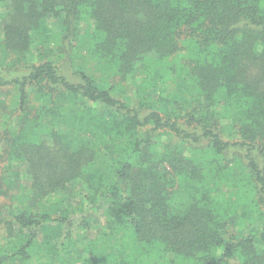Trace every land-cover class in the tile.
I'll return each instance as SVG.
<instances>
[{
    "label": "trees",
    "instance_id": "trees-1",
    "mask_svg": "<svg viewBox=\"0 0 264 264\" xmlns=\"http://www.w3.org/2000/svg\"><path fill=\"white\" fill-rule=\"evenodd\" d=\"M0 22V264H264V0H0Z\"/></svg>",
    "mask_w": 264,
    "mask_h": 264
},
{
    "label": "rangeland",
    "instance_id": "rangeland-1",
    "mask_svg": "<svg viewBox=\"0 0 264 264\" xmlns=\"http://www.w3.org/2000/svg\"><path fill=\"white\" fill-rule=\"evenodd\" d=\"M7 10L5 9V7L2 8V13H6ZM49 23V27L50 29L52 30L53 33H59V30H60V27H59V24H57L56 21H53V20H50L48 21ZM0 24H2V22H0ZM83 25L84 24H81L79 23V33L80 35L82 34V28H83ZM0 33H1V28H0ZM32 47H31V57H30V61H28L29 63L31 62H36L37 58H38V55L37 53L38 52H43V46L45 47V49L47 48L45 45H43L42 47L39 46V43H37V39L36 38H33V41H32ZM66 42H68V46L71 47L72 51L75 53V50L73 49L75 46L77 47V43H78V40L77 38H74L73 36L70 37L68 40H66ZM56 44L53 43V40L50 42V49L54 51V46ZM40 50V51H39ZM57 59V57H56ZM66 64L64 67H60L61 70H62V73L64 75H66L68 78H70L71 80L75 81L71 75V72L73 70V67L77 68V67H80V63H81V59L79 58V54H78V51L74 54V58H72V61H67L65 60ZM58 64V66L62 65L61 63H56ZM99 75V74H97ZM15 95V94H13ZM100 110V108H98ZM167 140L169 139L168 137H166ZM165 138V139H166ZM240 157L239 154H229L228 155V158H230V160H236ZM106 159H107V155H106ZM12 166L13 168H17L19 170H24L25 169V165L24 164H17V163H12ZM83 185L82 182L78 181V184L77 186H81ZM70 206L72 207H75L74 204L72 202H68ZM240 213V211H239ZM96 215L98 216V219L95 220L94 223H92L91 227L88 229L89 231H87V235L89 237H92L94 235H97L100 230H101V227L103 225V222H104V218L102 217L101 215V212L100 211H96ZM234 216V215H233ZM97 221V222H96ZM3 228V224H0V244H2L3 242H1V233L3 232L1 229ZM75 236H78V232H75L74 234V237ZM77 264H80L79 262Z\"/></svg>",
    "mask_w": 264,
    "mask_h": 264
}]
</instances>
